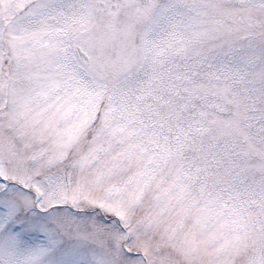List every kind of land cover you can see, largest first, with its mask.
I'll return each instance as SVG.
<instances>
[{"label": "snow or ice", "instance_id": "1", "mask_svg": "<svg viewBox=\"0 0 264 264\" xmlns=\"http://www.w3.org/2000/svg\"><path fill=\"white\" fill-rule=\"evenodd\" d=\"M0 264H264V0H0Z\"/></svg>", "mask_w": 264, "mask_h": 264}]
</instances>
